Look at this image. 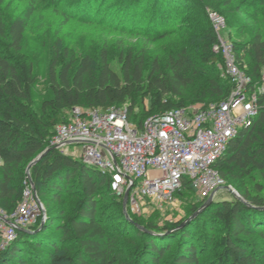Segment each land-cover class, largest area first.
<instances>
[{"label": "trees", "instance_id": "obj_1", "mask_svg": "<svg viewBox=\"0 0 264 264\" xmlns=\"http://www.w3.org/2000/svg\"><path fill=\"white\" fill-rule=\"evenodd\" d=\"M58 2L46 0V5ZM187 2L69 0L64 16L116 26L129 34L154 35L177 24ZM42 3L31 0L30 9ZM30 9L9 21L0 17V37L7 40L0 46V207L8 213L23 199L28 165L51 148L57 126L68 121L72 108L127 106L129 119L141 124L150 115L189 106L185 88L195 79L201 81L195 103L220 102L233 88L231 79L214 67L223 65L224 59L212 49L218 39L209 18L197 45L200 66L190 73L182 56L171 58L164 70L158 59L148 63L144 52L128 50L120 55L121 68L116 72L106 47L97 56L75 57L67 48L60 55L54 52L48 67L50 96L37 113L33 65L18 57L34 12ZM232 42L239 67L251 77V88L259 86L264 40L256 34L251 40ZM60 47L55 46L58 51ZM258 103V115L240 129L215 164L240 198L213 200L184 226L188 217L159 225L151 217L142 219L128 210V218L123 198L112 191L107 176L79 158L50 149L30 169L36 193L45 201L47 221L43 223L40 217L27 230H18L16 239L0 252V264H126L118 245L131 236L139 238L134 248L140 246L149 255L147 264H162L168 254L173 264H201L206 243L199 246L197 231L203 224L212 228L210 232L221 229L220 264H264V248H256L253 240L264 238V92ZM186 189L193 190L187 178L176 193L181 196ZM109 195L114 200L104 204L103 197ZM202 204L193 205L188 215Z\"/></svg>", "mask_w": 264, "mask_h": 264}, {"label": "built area", "instance_id": "obj_2", "mask_svg": "<svg viewBox=\"0 0 264 264\" xmlns=\"http://www.w3.org/2000/svg\"><path fill=\"white\" fill-rule=\"evenodd\" d=\"M209 18L218 39L212 49L223 57L224 74L233 83L224 100L153 114L141 124L129 119L127 106L89 110L76 106L51 140L50 145L62 153L99 169L118 196L124 197L130 188L128 204L136 214L140 199L172 201L185 178L203 198L225 187L215 164L240 129L259 113L264 72L262 83L251 88V77L239 67L234 44L225 34V16L211 11ZM72 144L82 147L71 152ZM26 183L14 212L0 207V252L16 239L18 227L35 224L44 210L30 180Z\"/></svg>", "mask_w": 264, "mask_h": 264}, {"label": "rangeland", "instance_id": "obj_3", "mask_svg": "<svg viewBox=\"0 0 264 264\" xmlns=\"http://www.w3.org/2000/svg\"><path fill=\"white\" fill-rule=\"evenodd\" d=\"M58 1L57 4L50 7L46 5V0H43L41 6L31 8L34 12L28 23L23 48L18 54V57L32 63L34 74L37 77V84L34 89L35 104L33 105L34 111L37 113H40L43 100L50 96L49 62L54 52L57 51V54L60 55L64 48L69 49L75 57H81L84 54L97 56L100 50L106 47L110 54L111 67L116 72H119L121 68L120 55L125 54L128 50H132L134 53L144 52L148 63L158 59L164 70H168V63L171 58L182 56L186 60L190 73L200 66L197 45L203 27L210 24L209 13L211 11L220 12L225 16L227 23L225 34L229 32L227 37L229 36L231 41H248L254 38L256 34H259L264 40V0H188L183 13L178 17L177 24L170 26L165 31L159 29V34L154 35L143 32L129 34L116 26L103 25L97 22H82L73 18L68 19L64 14L67 11L65 9H68L66 4L69 0ZM30 6H32L31 0H0V17L9 21V19L27 12ZM6 44L7 40L0 37V46ZM58 44H61L59 51L55 48ZM214 67L220 73L224 72V64L220 65L219 63ZM200 83L201 81L195 79L185 88L187 105L196 104L193 99ZM138 111V109L135 110V112ZM131 121L139 124L138 120L131 119ZM81 147V145L72 144L70 151L74 152ZM226 186H232L235 189L227 180ZM176 194L172 201L140 199L141 210L137 216L142 219L151 217L159 225H162L167 221L191 217L188 215L190 208L195 204L205 203L208 199L201 197L199 193L191 189H186L181 196ZM233 197V193L223 187L215 192L213 200L221 201ZM111 200H114V196L103 197L104 204ZM42 204L44 210L38 218L42 217L44 221H47L48 213L45 201H42ZM126 210L133 212L129 204H127ZM113 211L111 210L109 214H112ZM111 223L114 224V221ZM2 227H0V238L3 231ZM211 229V227L203 224L197 231L199 246L201 247L203 243H206L200 259L201 264H220L221 229L210 232ZM122 239V243L118 245L122 263H148L145 260L149 259V255L141 250L140 246L134 248L139 242V238L131 236ZM253 240L256 248H264V238ZM162 264H173L171 255H166Z\"/></svg>", "mask_w": 264, "mask_h": 264}, {"label": "water", "instance_id": "obj_4", "mask_svg": "<svg viewBox=\"0 0 264 264\" xmlns=\"http://www.w3.org/2000/svg\"><path fill=\"white\" fill-rule=\"evenodd\" d=\"M50 149H56V147H53L51 146V148H48L45 152H43L42 154H40L36 159H34L29 165H28V168H27V172H28V177H29V180L32 184V187L33 189L36 191V187H35V184L31 178V175H30V169L33 165H35ZM226 189H228L230 192L233 193L234 196L236 197H239L240 198V195L239 193L232 187V186H226L224 187ZM129 195H130V188L126 191L124 197H123V206H124V212L125 214L127 215V217L129 218V214L126 210L127 208V204H128V200H129ZM214 195L215 193H213L207 200L206 202L204 203V205L202 206L201 209H199L195 214H193L191 217H189L185 222L182 223V226L186 225L192 218H194L196 215H198L205 207H207L208 205H210L212 202H213V199H214ZM44 223V220L42 221ZM42 223V224H43ZM141 229H144V227L140 226ZM19 230H27L26 228H22V227H18Z\"/></svg>", "mask_w": 264, "mask_h": 264}]
</instances>
